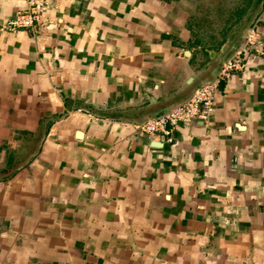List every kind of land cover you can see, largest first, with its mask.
Listing matches in <instances>:
<instances>
[{"label": "crops", "instance_id": "crops-1", "mask_svg": "<svg viewBox=\"0 0 264 264\" xmlns=\"http://www.w3.org/2000/svg\"><path fill=\"white\" fill-rule=\"evenodd\" d=\"M235 2L0 0V264H264V36L206 120L136 127L264 31Z\"/></svg>", "mask_w": 264, "mask_h": 264}, {"label": "built area", "instance_id": "built-area-1", "mask_svg": "<svg viewBox=\"0 0 264 264\" xmlns=\"http://www.w3.org/2000/svg\"><path fill=\"white\" fill-rule=\"evenodd\" d=\"M25 1L26 7L6 22L5 30L14 32L32 28L47 10V0ZM263 36L264 31L259 30L257 23L252 25L248 31L245 45L224 64L220 77L228 75L231 71L243 69L241 55L244 52L249 50L253 53H262L261 39ZM214 85L215 83L204 85L187 102L177 105L163 116L146 119L144 122L136 124V127L142 133L154 136L159 132L165 133L170 125H177L180 122L190 123L197 119L206 120L214 105Z\"/></svg>", "mask_w": 264, "mask_h": 264}, {"label": "water", "instance_id": "water-1", "mask_svg": "<svg viewBox=\"0 0 264 264\" xmlns=\"http://www.w3.org/2000/svg\"><path fill=\"white\" fill-rule=\"evenodd\" d=\"M254 20H253V22H254ZM252 25L248 26L245 29L244 33L240 36V40H237L236 42L231 43L230 48L226 52H223L221 55H218V56L216 54H214V57L216 56L215 58L217 59L218 62H217V65L215 67V70H214V75L212 77L206 78V79H203L202 81H200V83L193 89L191 94H189L187 97H184L183 99H181V100H179L177 102H174V103L170 104L166 109H164L159 114L154 115L152 117L145 118V119H143V120H141L139 122H136V123L140 124V123L144 122L146 119L160 117V116H163V115L167 114L169 111H171L177 105H180V104L185 103L188 100H190L193 97V95L200 88H202L204 85L215 83L220 77V74H221V71L223 69L224 64L227 61H229L245 45L248 31L251 29Z\"/></svg>", "mask_w": 264, "mask_h": 264}, {"label": "rangeland", "instance_id": "rangeland-1", "mask_svg": "<svg viewBox=\"0 0 264 264\" xmlns=\"http://www.w3.org/2000/svg\"><path fill=\"white\" fill-rule=\"evenodd\" d=\"M211 1V0H210ZM214 1V8L216 9V12L218 14L222 13V9L224 10L225 8H227L229 5H232L234 3V0H212ZM241 0H236L235 3L240 2ZM230 2V3H229ZM257 22H255L253 24V26L256 24ZM206 37V36H205ZM204 37V38H205Z\"/></svg>", "mask_w": 264, "mask_h": 264}]
</instances>
